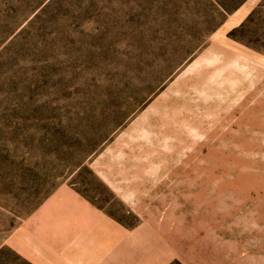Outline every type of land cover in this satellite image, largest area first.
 I'll return each mask as SVG.
<instances>
[{"label":"rangeland","instance_id":"374dc122","mask_svg":"<svg viewBox=\"0 0 264 264\" xmlns=\"http://www.w3.org/2000/svg\"><path fill=\"white\" fill-rule=\"evenodd\" d=\"M64 185L170 264H264V0H0V264Z\"/></svg>","mask_w":264,"mask_h":264},{"label":"crops","instance_id":"0c3cea01","mask_svg":"<svg viewBox=\"0 0 264 264\" xmlns=\"http://www.w3.org/2000/svg\"><path fill=\"white\" fill-rule=\"evenodd\" d=\"M8 245L30 264H170L176 258L155 224L127 226L66 185L25 216Z\"/></svg>","mask_w":264,"mask_h":264},{"label":"trees","instance_id":"16d2710c","mask_svg":"<svg viewBox=\"0 0 264 264\" xmlns=\"http://www.w3.org/2000/svg\"><path fill=\"white\" fill-rule=\"evenodd\" d=\"M219 5L221 6V9L223 10V11H228L229 9H227L228 7H226L223 3H220L219 2ZM232 8H236V6H234V7H232Z\"/></svg>","mask_w":264,"mask_h":264}]
</instances>
